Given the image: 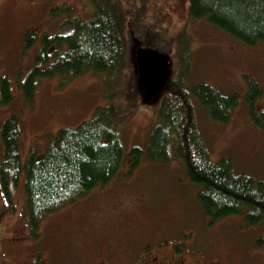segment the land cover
<instances>
[{
	"label": "rangeland",
	"instance_id": "rangeland-1",
	"mask_svg": "<svg viewBox=\"0 0 264 264\" xmlns=\"http://www.w3.org/2000/svg\"><path fill=\"white\" fill-rule=\"evenodd\" d=\"M189 2L132 0L127 11L134 52L122 73L108 82L94 73L67 83L40 77L31 97L23 83L36 46L26 47V35L53 32V6L68 3L74 14L86 16L93 0H0V127L7 117H18L23 159L35 143L44 148L49 133L93 118L109 103L118 113L125 153L111 182L49 214L35 229L28 220L25 174L13 203L0 193V264H264V221L205 214L175 153L167 163L146 154L133 165L131 150L147 148L158 119L161 94L146 100L137 72L138 51L154 49L169 58L171 77L183 74L185 87L206 81L223 93L239 94L226 124L211 119L195 100L198 126L212 159L230 157L236 172L264 180V116L252 115L247 97L251 83L259 84L263 92L253 106L264 110V44L242 43L209 21L192 18ZM2 158L0 142V166Z\"/></svg>",
	"mask_w": 264,
	"mask_h": 264
},
{
	"label": "trees",
	"instance_id": "trees-1",
	"mask_svg": "<svg viewBox=\"0 0 264 264\" xmlns=\"http://www.w3.org/2000/svg\"><path fill=\"white\" fill-rule=\"evenodd\" d=\"M93 4L91 10H84L86 16L74 14V5L68 3L61 9L53 6L49 15L53 32L46 29L39 38L26 35V47L36 46L34 66L23 83L26 94L32 97L40 77L67 83L94 73L108 82L114 74L122 73L134 52L127 11L132 0H93ZM189 10L192 18L213 23L233 39L253 46L264 44V0H190ZM185 82L183 74L170 76L156 95L161 94L158 119L147 148L135 146L131 150L133 165L146 154L150 161L167 163L175 153L196 187L205 214L215 220L245 214L249 223L263 222L264 180L236 172L230 157L212 159L196 117L195 100L208 110L211 119L228 123L239 94L223 93L206 81L190 88ZM3 90L8 102L11 93L6 83ZM262 92L259 84L251 83L247 97L254 117L264 116V110L258 112L253 106ZM117 116L113 103L99 107L93 118L74 127L63 126L56 135L49 133L45 147L35 143L26 159L21 153L18 117L11 115L3 121L0 193L13 203L25 174L28 220L33 229L49 214L105 187L118 175L125 153Z\"/></svg>",
	"mask_w": 264,
	"mask_h": 264
},
{
	"label": "water",
	"instance_id": "water-1",
	"mask_svg": "<svg viewBox=\"0 0 264 264\" xmlns=\"http://www.w3.org/2000/svg\"><path fill=\"white\" fill-rule=\"evenodd\" d=\"M137 71L143 93L150 101L169 81V58L158 50L140 49L137 53Z\"/></svg>",
	"mask_w": 264,
	"mask_h": 264
}]
</instances>
